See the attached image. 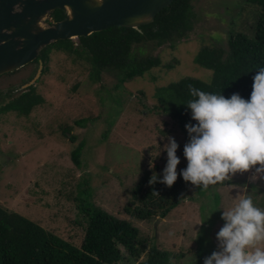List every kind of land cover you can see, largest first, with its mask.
I'll return each mask as SVG.
<instances>
[{
	"label": "rangeland",
	"instance_id": "obj_1",
	"mask_svg": "<svg viewBox=\"0 0 264 264\" xmlns=\"http://www.w3.org/2000/svg\"><path fill=\"white\" fill-rule=\"evenodd\" d=\"M192 4L194 26L187 39L160 47L136 45L134 52L139 57L159 55L163 65L121 85L113 71L93 80L87 60L57 50L50 54L48 69L38 79L41 64L45 66L41 60L0 76V109L32 85L46 100L28 116L0 111L1 206L37 219L81 247L87 222L78 204L94 201L139 228L148 249L155 244L171 252L172 264H203L206 256L218 250L216 233L225 223L220 207L251 196L264 208V179L253 180L255 170L251 169L207 189L178 175L173 187L183 200L165 218L140 220L128 211L139 204L133 197L138 185H148L154 173L162 176L168 136L180 145L178 173L187 164L183 157L187 129L157 113L156 89L187 76L211 81L213 71L195 62L197 53L206 43L228 50L231 35L248 32L257 17V6L246 0H192ZM53 19L52 15L44 19L43 25H51ZM73 41L79 44L78 37ZM167 64L174 68L168 69ZM83 118L89 121L78 125L77 120ZM82 141L85 147L78 167L71 155ZM123 252L119 264L138 263ZM146 258L143 254L140 261Z\"/></svg>",
	"mask_w": 264,
	"mask_h": 264
},
{
	"label": "trees",
	"instance_id": "obj_2",
	"mask_svg": "<svg viewBox=\"0 0 264 264\" xmlns=\"http://www.w3.org/2000/svg\"><path fill=\"white\" fill-rule=\"evenodd\" d=\"M246 1L258 8L256 21L250 25L249 31L231 35L228 50L206 43L195 56L198 65L213 71L212 80L187 76L158 87L155 93L157 104L154 106L158 114L170 116L182 125L195 123L184 104L193 99L188 91L189 85L223 94L226 98L235 92L245 99L250 97L253 77L259 67H264V0ZM66 15V11L57 9L52 17L57 21ZM194 18L192 0H173L152 23L139 28L114 26L89 36H80L79 44L73 39L58 40L45 47L36 60L43 61L44 73L52 51H61L87 60L93 80H100L104 72L113 71L117 73L118 84L121 85L163 65L159 55L139 57L134 52L136 45L153 43L155 47H160L187 39L193 30ZM166 67L173 69L174 65L167 64ZM45 101V97L32 85L10 99L0 111H16L18 115L28 116ZM87 121L89 118H83L76 123L82 126ZM66 129L67 126L64 133H67ZM72 140L75 141V136ZM84 147L82 141L72 151V160L78 167L82 166ZM133 193L139 204L131 206L128 211L140 220L158 216L165 218L183 200L176 186L168 190L159 181L148 185L141 182ZM78 206L87 222L81 247L45 228L37 219L0 205V264H119L124 258L123 249L138 261L137 264H172L171 252L155 244L148 249L147 241L141 238L139 228L131 221L116 217L94 201L86 205L79 201ZM143 254L147 258L140 261Z\"/></svg>",
	"mask_w": 264,
	"mask_h": 264
},
{
	"label": "clouds",
	"instance_id": "obj_3",
	"mask_svg": "<svg viewBox=\"0 0 264 264\" xmlns=\"http://www.w3.org/2000/svg\"><path fill=\"white\" fill-rule=\"evenodd\" d=\"M258 69L247 99L238 92L226 98L188 86L193 99L184 104L195 123L185 125L186 167L178 173L180 145L168 136L164 145L166 166L162 176H151L150 184L159 181L172 187L180 175L185 182L207 189L251 169L255 170L253 180L264 179V67ZM220 208L224 209L225 223L216 233L218 250L206 256L203 264H264V208L258 207L251 196H242L232 206Z\"/></svg>",
	"mask_w": 264,
	"mask_h": 264
},
{
	"label": "water",
	"instance_id": "obj_4",
	"mask_svg": "<svg viewBox=\"0 0 264 264\" xmlns=\"http://www.w3.org/2000/svg\"><path fill=\"white\" fill-rule=\"evenodd\" d=\"M173 0H0V76L35 61L58 40L89 36L114 26L152 23ZM57 9L62 20L44 26ZM42 64L37 77L42 74ZM33 83H29L28 86Z\"/></svg>",
	"mask_w": 264,
	"mask_h": 264
}]
</instances>
